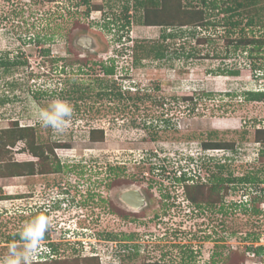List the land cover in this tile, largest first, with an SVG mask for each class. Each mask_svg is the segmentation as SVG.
<instances>
[{
    "label": "rangeland",
    "instance_id": "1",
    "mask_svg": "<svg viewBox=\"0 0 264 264\" xmlns=\"http://www.w3.org/2000/svg\"><path fill=\"white\" fill-rule=\"evenodd\" d=\"M83 1L0 0V60H25L0 66V172L19 174L0 175V255L27 223L21 216L28 217L35 205L46 204L44 212L52 204L49 218L57 214L63 221L48 233L59 249L56 259L69 260L66 264H90L83 259L90 252L98 254L91 264H264V253L254 256L247 249L264 246V143L255 132L264 128V97L243 96L264 92V46L251 42L264 40V0H252L233 17L224 10L244 0H173L185 11L183 18H164L170 20L163 28L170 35L166 39L160 37L162 28L141 26L148 7H136L135 0ZM126 5L130 24L122 29ZM250 17L254 23L247 26ZM180 21L187 23L179 26ZM154 49L164 57H155ZM110 60L115 72L108 76L102 66ZM57 99L73 108L60 133L37 119L38 111ZM24 127L31 128L26 137L6 141L9 130ZM31 138L43 156L28 149ZM215 141L224 143L223 149L203 147ZM52 154L74 178L93 170L100 174L98 163L105 161L107 180L119 186L113 193L124 194L135 184L151 201L136 215L113 200L115 212L103 217L105 225L74 226L65 218L85 208L77 203L73 176L61 174L58 188L43 184L41 174L56 161ZM197 158L201 183L174 182L169 170ZM101 171L104 175L105 168ZM244 176L259 182L236 181ZM219 177L235 181L228 190L222 185L209 191ZM196 186L211 193L196 202L212 203L213 210L184 198L182 189ZM159 191H169L176 205L157 220ZM57 194L66 198L59 212L50 200ZM116 208L127 221L117 220ZM66 228L70 234L63 238ZM114 234L118 239L108 241Z\"/></svg>",
    "mask_w": 264,
    "mask_h": 264
},
{
    "label": "trees",
    "instance_id": "2",
    "mask_svg": "<svg viewBox=\"0 0 264 264\" xmlns=\"http://www.w3.org/2000/svg\"><path fill=\"white\" fill-rule=\"evenodd\" d=\"M85 1V0H84ZM83 1V2H84ZM170 1L171 2H174L173 0H135V2H134V5L136 6V7H143L144 6V8L147 6L148 7V10L146 11V14L144 13V23H143V20L141 21L142 22V25L141 26H146V27H159V28H164V27H168L170 24H169V18L168 19H164L166 16L168 17H173V16H177L178 15V17L179 18H183V16H181V14H183L184 13V11L185 10H179V8H178V10L176 9V1L174 2V5H172L171 3H170ZM203 3H205L204 1L205 0H201ZM171 4V5H170ZM246 4H252V0H244V3H241V2H235L234 3V5H233V7L231 6V7H227L225 10H224V12H226V13H230V17H233V15H240L239 14V11L237 12V10L239 9V8H241V9H245L247 6H246ZM212 5V7H214V4H211ZM131 6L130 5H126V6H124L123 7V10L125 11V16H124V21H125V25H122L121 27H122V29H124V27H128L129 26V24H130V22H129V17H128V13H129V8H130ZM150 7H152L151 9H149ZM143 8V9H144ZM164 8H167V10H168V12H166L165 13V9ZM122 10V11H123ZM169 13V14H168ZM199 13H201V12H199ZM168 14V15H167ZM196 18L192 13H191V18ZM190 18V19H191ZM185 23H187V21H180V23H178L177 25H179V26H184L185 25ZM225 23H227V22H225ZM237 23L239 24V22H229V24L231 25V26H236L237 25ZM254 23V21H253V17H250V18H248V20H247V26H249V25H252ZM165 31V32H164ZM168 33L169 32H167L166 33V29H163V32L161 33V35H160V37L162 36V38L163 39H166L168 36H170V35H168ZM40 42V41H39ZM253 44H257L259 47L260 46H264V40H259V39H257V40H252L251 41ZM237 46H239V45H237ZM236 46V47H237ZM140 46H135L134 47V49H136V48H139ZM43 51V54H45L46 52H45V50H42ZM154 52H153V55L155 56V57H157L158 59H160V58H163L164 57V54L163 53H161L160 52V50L158 51V50H153ZM21 59L20 58H18L17 59V57L16 58H14V59H9V58H6V60L5 59H1L0 60V66H10V65H16V64H20V63H23L24 61H20ZM112 62H114L113 60H112ZM103 67V71H104V74H106V75H108V76H110V75H112V74H114V72H115V66H114V63H112L111 65H109V66H106V65H103L102 66ZM238 72H235V71H229L228 72V74L229 75H238L237 74ZM128 91V90H127ZM106 93H108V92H105L104 94H106ZM99 96H100V94H98ZM109 95V94H108ZM227 95H229V94H227ZM243 96L244 97H246V98H248V99H252V100H261V98H263L264 97V93L263 92H261V91H257V92H244L243 93ZM115 97H121V94L120 93H118V94H116L115 95ZM134 98H137V97H134ZM188 100H193V98H191V97H189V98H187ZM29 127H24V128H21L20 130H16V131H14V130H9V133H10V137H8V139L6 140V141H9L10 142V140L11 139H13V138H15V139H21V138H24V137H26L25 136V131H26V129L27 130H31V128L30 129H28ZM99 131V130H98ZM97 131V132H98ZM16 132V133H15ZM18 132H22V134L20 133V134H18ZM96 132V133H97ZM100 133H101V135H102V132L101 131H99ZM256 139L258 140V142H260V143H264V128H258V129H256ZM92 133H94V132H92ZM95 133V134H96ZM93 137V136H92ZM29 140V139H28ZM3 141V140H2ZM31 141L32 142H30V140L27 142V144H28V149H30L33 153H35V154H37V155H41V156H43V153L41 152L40 154H38V152H37V146H35V144H34V138H31ZM12 143V142H11ZM224 143H220V142H212V143H206V144H203V147L205 148V149H207V150H210V149H223V145ZM3 145H5V144H3ZM60 144H57V147L59 146ZM62 146V145H61ZM227 148L229 149H231V148H233L230 144H229V146H227ZM51 150H52V148H51ZM53 155V154H52ZM53 156H55V159L57 160V158H56V155H53ZM46 157V156H45ZM44 159V158H43ZM49 159V158H48ZM46 160H47V158H46ZM51 160V159H50ZM212 160H214V159H212ZM52 161V160H51ZM2 162L3 161H0V164H2ZM56 166L54 167V165L53 166H51V169L50 170H46V171H48V172H53V171H61V166H59V164L57 163V164H55ZM221 167H223V166H219V168H221ZM9 169V168H8ZM68 168L66 167L65 168V170H67ZM1 171V170H0ZM69 171V170H68ZM2 174H7V175H9V174H14V175H18L19 176V174L18 173H16V172H12V171H8V172H0V175H2ZM180 180V179H179ZM181 180H186L185 178H182ZM234 181H235V179H232V178H227V179H223L222 177H219V178H217V180H216V182H217V184L215 185V186H211V187H209L210 188V190L209 191H211L212 192V190H214V189H220V187L222 186V185H224L225 187H224V190L226 189V190H228V189H230L229 188V186H227V184L229 185V184H231V183H234ZM236 181H238L239 183H246V184H249L250 182L251 183H257V182H259V181H257V180H255L254 179V177H247V176H244V177H241V178H237V180ZM225 183V184H224ZM250 183V184H251ZM218 185V186H217ZM204 186V185H203ZM202 186V187H203ZM220 186V187H219ZM202 187H199V186H196V187H187V190H184V195H185V198L186 199H188V200H190V201H192L193 203H197L196 202V197H199V195L201 196V197H203V196H208V197H210L211 196V193H208V195L207 194H205V192H206V190H205V188L204 189H202L201 190V188ZM200 198V197H199ZM219 198V200H220V202H222V197L221 196H219L218 197ZM74 201L72 200V203H73ZM71 203V204H72ZM253 203V202H252ZM198 205L197 206H200L199 208H203V207H206V208H210L211 210H213L214 209V207H215V205H213L212 203H207V204H204L203 206L202 205H200L199 203H197ZM244 206H246L247 205V203H242ZM220 208V207H219ZM49 209H52L51 207H49ZM219 210H221V209H219ZM218 210V212H220ZM257 210L255 209V211L254 212H256ZM222 212V211H221ZM220 212V213H221ZM43 212H42V210L41 209H38L37 211H36V209H34L33 208V211L31 212L30 211V213H29V215H28V217H23V216H21L22 217V220H26L27 222H29V221H31L32 219H34L35 217H37V216H40V215H44V214H42ZM256 213H258V212H256ZM46 215H48V213H45ZM48 231L45 233V238L44 239H47L49 236H48ZM111 234V233H110ZM129 238V237H128ZM11 239V240H10ZM118 239V235L116 234H114L113 236L111 235V237L110 236H108V241H116ZM8 241H19V235H18V232L17 233H14L13 234V236H11L9 239H8ZM50 246H51V248H52V251L56 254V255H60L59 254V249H58V246L57 245H55V244H50ZM249 251H251V253L255 256H260L262 253H264V246H258V247H254V248H252V247H248L247 248ZM214 256H217V253H215V255ZM83 259L85 260V261H87V262H89L90 264L92 263V261H96V260H98V254H96L95 252H90L89 253V255L87 256V257H83ZM77 260V259H76ZM66 261H69V260H57L56 258L55 259H51V260H48V261H46V262H42V263H38V264H66ZM214 261H212V263H213Z\"/></svg>",
    "mask_w": 264,
    "mask_h": 264
},
{
    "label": "flooded vegetation",
    "instance_id": "3",
    "mask_svg": "<svg viewBox=\"0 0 264 264\" xmlns=\"http://www.w3.org/2000/svg\"><path fill=\"white\" fill-rule=\"evenodd\" d=\"M22 61H25V60H22ZM111 64L113 63L112 60H110ZM25 65V64H24ZM104 65V64H103ZM108 66V65H106ZM192 98V97H191ZM54 167L56 166L55 164H59V166H61V171H53V172H43L41 174L42 177H44V187H53V188H58V185H63L62 183L59 184V181L60 180H63V177L61 178V174L63 173H69L71 174L73 170H71V172H68V170H65V165H64V162H62L59 158H57L56 161H54ZM96 161H94L93 163H95ZM99 167H98V170L99 172H101L100 174L98 173V175H95V172L93 170V173H86V174H79V173H76V177L74 178V175L71 174V177L73 178V181H74V184H77L78 186V191L76 190V194L79 193L78 195V201L77 203L79 205H81V207L83 206L85 208V213H82V214H73L71 216V218H65L67 219V222H72V225L74 226H79V223L81 222L84 226L85 225H92V226H103L106 224L105 222V219L103 217H106L107 214H110L113 212H115L113 209H112V206H111V202L113 200H118L120 202H123V192L120 190L119 193L118 192H114L113 193V188H116L118 189L117 187L119 186H116V183L117 181L115 182V185H113V181L111 180H107L108 175L107 174V164L105 161H101L100 160V163H98ZM102 165V166H101ZM74 169H76L77 167H75V165L73 164ZM102 168H105V172H104V175H102ZM110 170H112V168H110ZM74 173V172H73ZM84 173V172H83ZM48 175L51 176V178H48ZM47 177V178H46ZM54 177L58 180H54ZM77 178H80L81 179V182L77 179ZM109 181V182H108ZM179 182V183H184L185 181L181 180L179 181L178 178L174 177V182ZM41 184V183H40ZM112 184V185H111ZM42 185V184H41ZM109 185H111V187H109ZM133 186V187H132ZM183 188V187H182ZM81 190V191H80ZM110 190L112 191L113 195L111 196V198H109V196H107V191ZM128 190H138L140 192V190L138 189V187L135 185V184H131V187L128 189ZM184 191V189H183ZM159 195H157V199L159 200V203H160V206L157 205L158 207V210L160 211V214H157L155 215L156 219L159 220L161 218H164L166 217V215H169V211H170V208H173L175 207V198H171V194L169 191L167 192H161L159 191ZM111 193V192H110ZM150 193V192H149ZM152 194V193H151ZM140 195L142 196V208L146 207L147 205H149L150 203V198L148 197V192L144 191V192H140ZM130 197L133 199V203H139V199L137 198V196L133 195L132 193L130 194ZM109 198V199H108ZM169 199H172L174 200V202H170ZM188 203L190 205H192V201L188 200ZM107 202H109V206H107ZM126 206H128L129 208H133V214H138V209L136 210L134 207H131L129 206L127 203H125ZM195 204V203H194ZM119 205V204H118ZM198 205V204H197ZM196 205V206H197ZM156 207V208H157ZM190 208V207H189ZM199 208V207H198ZM55 209H57V207H55ZM200 209V208H199ZM109 211V212H108ZM118 211V215L116 214L117 216V220L119 222H124L125 220L127 221L129 216L125 213L123 214V211L122 209L119 210V208H116V212ZM43 212V211H42ZM56 212H58L56 210ZM44 214V216H46L49 220V229H48V232L50 231L51 229V225H55V223H58L60 222V220L63 221V217L60 218L58 217V215L56 214L55 215V219H51L49 218V214L46 215L44 212L42 213ZM114 214H112L113 216ZM136 217V216H134ZM132 218V219H135V218ZM142 219V218H141ZM63 223V222H62ZM74 223V224H73ZM67 229V228H66ZM82 229V227H81ZM84 231H86V227L83 228ZM64 232L65 231H69V228L67 230H63ZM65 234V233H63ZM65 235H68V233H66Z\"/></svg>",
    "mask_w": 264,
    "mask_h": 264
},
{
    "label": "clouds",
    "instance_id": "4",
    "mask_svg": "<svg viewBox=\"0 0 264 264\" xmlns=\"http://www.w3.org/2000/svg\"><path fill=\"white\" fill-rule=\"evenodd\" d=\"M261 92L263 91L261 90ZM72 115V106L67 101L57 99L47 109H40L37 113V119L42 127L51 128L52 130L60 133L65 131ZM166 121V123L169 124L168 120ZM194 161L195 162H187L186 160L182 165H180L178 171H175V168L170 169L169 171L172 173L173 178L176 177L180 179L179 181H181L182 178H185L186 180H183L185 182L181 184H187L189 182L193 183L194 181H197L196 183H201L202 179L199 176L203 165L202 163H198V161H201L199 158ZM177 172H180V174L177 175ZM60 195L61 194H57L50 199L51 201H54V205L57 206V209L54 208L57 211L60 209V205L66 204V198L59 197ZM243 201H245L244 203H248V200L246 199ZM45 206L46 204H42L41 206L35 205V207L38 209H41V207L44 208ZM49 206L51 207L53 205L51 204ZM44 212L49 213V209H44ZM48 229L49 220L44 215L37 216L31 221L27 222L18 232L19 241L10 242L6 253L0 255V264H36V260L40 255L41 243L44 240L45 233L48 231ZM73 231L74 230H72L71 234L74 235ZM69 232L70 231H65L64 233L70 234ZM65 234L62 235L63 238L65 236L67 237Z\"/></svg>",
    "mask_w": 264,
    "mask_h": 264
},
{
    "label": "built area",
    "instance_id": "5",
    "mask_svg": "<svg viewBox=\"0 0 264 264\" xmlns=\"http://www.w3.org/2000/svg\"><path fill=\"white\" fill-rule=\"evenodd\" d=\"M178 175L180 174L177 173ZM48 238L47 239H44L41 243V246H40V255L38 257V259L36 260V263H41V262H46L48 260H51V259H55L58 257V255H56L53 251H52V248L50 246V244H55L56 245V242L55 240H53V237L50 236V234H48ZM67 237H69V235H67Z\"/></svg>",
    "mask_w": 264,
    "mask_h": 264
},
{
    "label": "water",
    "instance_id": "6",
    "mask_svg": "<svg viewBox=\"0 0 264 264\" xmlns=\"http://www.w3.org/2000/svg\"><path fill=\"white\" fill-rule=\"evenodd\" d=\"M131 193L133 195L137 196V198L140 200L138 204L133 203V199L130 197ZM122 198H123V201L125 203H127L131 207H134L135 209H140L143 205V203H142L143 199H142V196L140 195V192L138 190H131V191L125 192L123 194Z\"/></svg>",
    "mask_w": 264,
    "mask_h": 264
}]
</instances>
